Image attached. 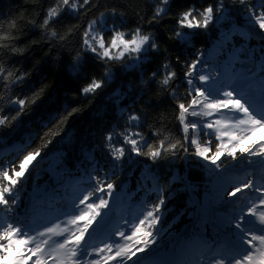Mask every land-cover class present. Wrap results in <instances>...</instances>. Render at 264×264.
Instances as JSON below:
<instances>
[{
	"label": "snow or ice",
	"instance_id": "6c2138e0",
	"mask_svg": "<svg viewBox=\"0 0 264 264\" xmlns=\"http://www.w3.org/2000/svg\"><path fill=\"white\" fill-rule=\"evenodd\" d=\"M172 2L0 12V264H264V0Z\"/></svg>",
	"mask_w": 264,
	"mask_h": 264
},
{
	"label": "trees",
	"instance_id": "16d2710c",
	"mask_svg": "<svg viewBox=\"0 0 264 264\" xmlns=\"http://www.w3.org/2000/svg\"><path fill=\"white\" fill-rule=\"evenodd\" d=\"M32 0H0V12L6 11L8 5H12L13 8H15L16 5L19 4H30ZM151 2V0H149ZM213 0H173L172 6H171V12L173 14H177L180 11L183 10L180 5H186V6H192L195 5L199 7L201 4H204L206 6L207 3H212ZM226 3H229L230 0H225ZM100 3L104 4L107 3L109 5L117 4V5H129V7H135L136 5H140L141 7L138 8V11L143 10V5L145 4V0H100ZM103 10V9H101ZM34 13L29 8L26 11H24L22 21H27L31 16H33ZM91 18V17H89ZM130 18L133 21L132 26H135L136 19L134 16H130ZM174 18V17H173ZM68 26H71L69 23ZM174 24H169L168 27H174ZM20 27H24V23L21 22ZM31 39H38V36L29 38L28 36L23 38V42L18 45V47L23 50V55H28V49L31 45ZM81 42L80 36L78 35L74 41V44L78 47L79 43ZM196 48H200L208 43V37L204 34H201L200 36L196 37L194 40ZM70 53L69 51H64L62 55L68 56ZM74 55V53H71ZM14 59H18L19 63L15 65V67H21V70H31V64H28L27 61H25L22 57L17 56L14 57ZM33 62H35L33 60ZM24 65H27L26 67H23ZM103 69H99L97 72V78H99V72H102ZM86 83V82H85ZM45 84L49 86V90L52 87H55L57 84V80L55 75L48 76V79L45 81ZM79 86H83V83H81ZM106 91V90H105ZM105 91L100 92L95 98H89L88 100L82 101L80 107L88 109L85 111L81 116L80 119L77 121V125L82 130L83 128L87 127L91 121L94 119H99L102 116H111V109L109 102L106 99ZM181 94H183L184 89H180ZM3 89L0 88V95H3ZM165 108H167V112L163 113V117L167 119V121L170 124H174L173 121V114L171 108H169L167 105H165ZM155 119V117H150V123ZM111 123H116L115 120H112ZM123 123V122H121ZM158 126V125H157ZM149 125H144L143 131L145 134H147ZM11 159V155L8 152L0 151V160H8ZM177 169H174L176 171ZM181 174H183L182 169H178Z\"/></svg>",
	"mask_w": 264,
	"mask_h": 264
}]
</instances>
